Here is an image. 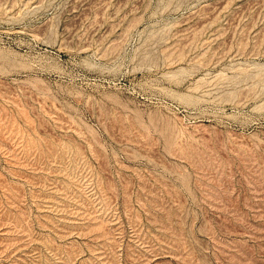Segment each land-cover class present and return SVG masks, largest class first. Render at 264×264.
<instances>
[{
  "label": "rangeland",
  "instance_id": "obj_1",
  "mask_svg": "<svg viewBox=\"0 0 264 264\" xmlns=\"http://www.w3.org/2000/svg\"><path fill=\"white\" fill-rule=\"evenodd\" d=\"M0 264H264V0H0Z\"/></svg>",
  "mask_w": 264,
  "mask_h": 264
}]
</instances>
